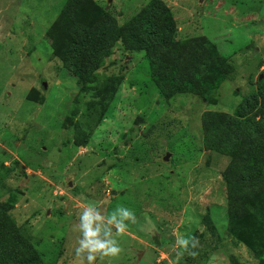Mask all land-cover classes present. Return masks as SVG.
Masks as SVG:
<instances>
[{"label":"rangeland","instance_id":"374dc122","mask_svg":"<svg viewBox=\"0 0 264 264\" xmlns=\"http://www.w3.org/2000/svg\"><path fill=\"white\" fill-rule=\"evenodd\" d=\"M66 1L0 0V202L15 199L9 217L21 235L43 264H74L83 205L105 217L119 205L137 223L114 236L119 256L95 264H209L213 255L212 264H264L228 232L229 159L205 151L200 133L204 113L231 116L264 83V0H160L174 43L204 37L235 70L210 104L164 100L144 53L120 42L96 72L119 79L111 99L81 91L47 39ZM150 1L82 0L78 12L88 23L91 4L121 26ZM188 237L195 249L179 244Z\"/></svg>","mask_w":264,"mask_h":264},{"label":"trees","instance_id":"16d2710c","mask_svg":"<svg viewBox=\"0 0 264 264\" xmlns=\"http://www.w3.org/2000/svg\"><path fill=\"white\" fill-rule=\"evenodd\" d=\"M82 0H67L55 24L47 31L50 48L77 81L81 91H93L102 102L111 99L119 79L102 82L96 72L120 42L129 53H144L151 86L168 101L194 95L210 104L213 95L235 70L213 44L202 39L174 43L177 29L172 14L160 0H151L123 25L100 7L90 4L91 19L78 12ZM201 137L205 151L227 157L228 232L251 257L264 256V83L246 97L233 115L204 113ZM15 199L0 202V264H43L34 247L9 217Z\"/></svg>","mask_w":264,"mask_h":264},{"label":"clouds","instance_id":"9594fccd","mask_svg":"<svg viewBox=\"0 0 264 264\" xmlns=\"http://www.w3.org/2000/svg\"><path fill=\"white\" fill-rule=\"evenodd\" d=\"M130 221L132 224L137 223L135 214L124 206H117L107 217L101 214L99 208L94 203L83 205V211L79 216L78 230L80 238L78 239V247L75 249L74 264H95L99 258L104 261L106 258L111 259L119 256L122 249L114 236L123 235ZM115 229V233L113 232ZM189 240L194 241L192 248H196L199 244L195 237L188 239H180L179 244L187 246ZM189 255L195 257L197 252L187 251ZM184 252L178 253L183 256ZM215 259V255L210 257L209 264Z\"/></svg>","mask_w":264,"mask_h":264},{"label":"water","instance_id":"95a60500","mask_svg":"<svg viewBox=\"0 0 264 264\" xmlns=\"http://www.w3.org/2000/svg\"><path fill=\"white\" fill-rule=\"evenodd\" d=\"M204 0H200L199 2L202 3ZM167 158H168V154L165 155V157L163 158V161H167Z\"/></svg>","mask_w":264,"mask_h":264}]
</instances>
